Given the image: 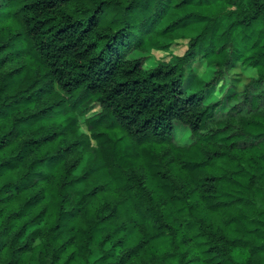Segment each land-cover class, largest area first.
<instances>
[{"label": "trees", "instance_id": "16d2710c", "mask_svg": "<svg viewBox=\"0 0 264 264\" xmlns=\"http://www.w3.org/2000/svg\"><path fill=\"white\" fill-rule=\"evenodd\" d=\"M0 264H264V0H0Z\"/></svg>", "mask_w": 264, "mask_h": 264}, {"label": "rangeland", "instance_id": "374dc122", "mask_svg": "<svg viewBox=\"0 0 264 264\" xmlns=\"http://www.w3.org/2000/svg\"><path fill=\"white\" fill-rule=\"evenodd\" d=\"M165 44H172L171 47H169V49L165 50V51H158L156 49H152L151 50V53H152V56L154 58H156L157 60H162V61H165V62H171L174 60V58L176 56H182L185 51L187 50V41H179L178 42V45H176V43H170V41H164ZM63 108V107H62ZM61 107H58V110H59V113L56 117V120L53 122V121H50V123L48 124L49 127H51L52 124H55L57 125L58 127H62L64 129V131H69L70 130V126L67 127V122H66V117L67 115H71L72 112H67V110H62ZM92 112H98L100 113L101 110L99 107H96ZM88 117V116H86ZM86 117H79L78 118V124H79V128L81 130V132L83 134H87V135H90V129L89 127L86 125ZM116 136H118V138L121 140L120 141V144H121V147L124 149L128 146H130V143L131 141L129 140V138L123 134L122 132H117L115 134ZM65 136L67 137L66 140H69V141H72V139H70V135L67 136V135H61V137L63 139H65ZM93 145H96L95 142H92Z\"/></svg>", "mask_w": 264, "mask_h": 264}]
</instances>
